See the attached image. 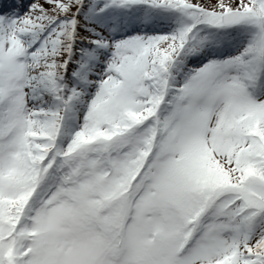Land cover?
<instances>
[{
  "label": "snow or ice",
  "instance_id": "snow-or-ice-1",
  "mask_svg": "<svg viewBox=\"0 0 264 264\" xmlns=\"http://www.w3.org/2000/svg\"><path fill=\"white\" fill-rule=\"evenodd\" d=\"M0 264H264V0H0Z\"/></svg>",
  "mask_w": 264,
  "mask_h": 264
}]
</instances>
